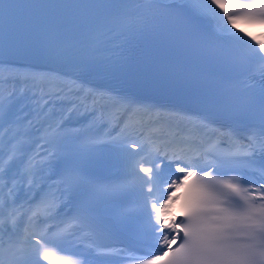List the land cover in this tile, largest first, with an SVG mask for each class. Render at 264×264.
<instances>
[{
    "label": "snow or ice",
    "instance_id": "6c2138e0",
    "mask_svg": "<svg viewBox=\"0 0 264 264\" xmlns=\"http://www.w3.org/2000/svg\"><path fill=\"white\" fill-rule=\"evenodd\" d=\"M238 20L264 25V0H134L132 8L129 0H6L0 6V65L13 69L0 76V264H86L59 255V242L77 229L103 233L105 206L129 196L158 241L154 251L163 253L133 257L142 264H264V164L256 165L264 158V41L239 29L256 47L237 35ZM113 27L127 36L130 55H104L99 36ZM138 48L155 54L148 57L147 72L135 71ZM40 63H55L76 80L102 78L115 88L148 89L157 99L119 97L128 117L119 125L116 116L120 130L82 143L64 132L77 111L69 101L59 121L35 128L42 143L29 155L35 125L28 121L24 128L13 118L17 106L33 101L44 113L51 97L74 94L46 91L49 74L15 70ZM215 69L234 77L221 84L211 78ZM242 76L243 87L232 83ZM175 103L198 105L202 119L174 126L169 104ZM94 113L105 119L94 107L87 114ZM225 113L245 126L243 135L218 129L199 134ZM100 148L119 168L111 181L93 175L100 163L93 153ZM242 170L258 172L259 180L246 182ZM45 172L59 173L63 188L29 196L43 187ZM181 185L187 191L177 221L169 206ZM65 196L75 201L71 225L49 224ZM131 215L133 210L120 213Z\"/></svg>",
    "mask_w": 264,
    "mask_h": 264
},
{
    "label": "bare ground",
    "instance_id": "6f19581e",
    "mask_svg": "<svg viewBox=\"0 0 264 264\" xmlns=\"http://www.w3.org/2000/svg\"><path fill=\"white\" fill-rule=\"evenodd\" d=\"M6 67L10 68L7 65H0V68H6ZM42 72L46 73L47 71H42ZM29 95H31V94H29ZM41 103H42V101H41ZM52 106H54V101H52ZM52 106L47 108V109H49L48 112L45 109L44 113H40L39 108L37 107L35 102L29 101L27 107H25L23 104H20L17 106V108L15 110L16 115L13 118L18 119L20 121L22 127L27 128L28 121H32L33 124L35 125L34 128L29 130V132H30L29 144L31 145V148L35 152H38L40 150L39 146L41 145L39 143V141L36 139L35 128L38 127L40 125V123H44V119L46 120V117H48V114L55 110L52 108ZM58 107H60L62 110H65V111L68 109V107L65 108V106H64V108H65L64 109L62 107V105H60ZM21 108H23L22 111L20 110ZM46 113H47V116L45 117ZM63 113H64V111H59V115H62ZM36 133H37V131H36ZM170 182H171V180H169V183ZM171 192H173L172 189H171Z\"/></svg>",
    "mask_w": 264,
    "mask_h": 264
},
{
    "label": "rangeland",
    "instance_id": "374dc122",
    "mask_svg": "<svg viewBox=\"0 0 264 264\" xmlns=\"http://www.w3.org/2000/svg\"><path fill=\"white\" fill-rule=\"evenodd\" d=\"M15 70H18V69H15ZM11 71H13L12 68H7V67L6 68H0V73H3V74L9 73ZM52 76H59V74L53 73ZM52 76H50V82L45 87L46 91L54 93L56 91H59L60 89H63L64 92L67 93L68 89H73L74 90V94L64 95L65 98H63V97H61V98L54 97V100H59V101L61 100L62 101L64 99L65 101H67V99L73 97V95H78V96L82 97L83 95H86V93H88V91L85 90L80 85L79 82L73 83V81H74L73 79H64L62 77H52ZM29 94H31V93H29ZM86 96H89V95H86ZM109 98H110V100H111V102L113 104H115L117 102V99L114 98L113 96H111L110 94H109ZM75 104L76 105H82L83 103L80 102L78 104V102L75 101ZM168 191L171 192V189H169ZM176 191H177V189H175V191H174V199H175V196H176ZM169 207L171 208V205Z\"/></svg>",
    "mask_w": 264,
    "mask_h": 264
},
{
    "label": "trees",
    "instance_id": "16d2710c",
    "mask_svg": "<svg viewBox=\"0 0 264 264\" xmlns=\"http://www.w3.org/2000/svg\"><path fill=\"white\" fill-rule=\"evenodd\" d=\"M10 73V72H9ZM9 73L3 74L2 76H7ZM101 98H104V95L101 96ZM105 99V98H104ZM103 103H105V100H102Z\"/></svg>",
    "mask_w": 264,
    "mask_h": 264
}]
</instances>
